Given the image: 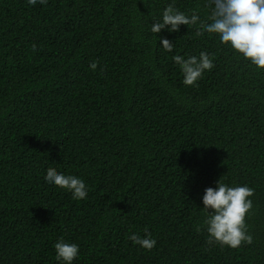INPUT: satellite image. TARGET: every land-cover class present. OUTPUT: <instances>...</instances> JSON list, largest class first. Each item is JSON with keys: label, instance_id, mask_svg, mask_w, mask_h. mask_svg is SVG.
<instances>
[{"label": "trees", "instance_id": "trees-1", "mask_svg": "<svg viewBox=\"0 0 264 264\" xmlns=\"http://www.w3.org/2000/svg\"><path fill=\"white\" fill-rule=\"evenodd\" d=\"M169 2L0 0V264H57L60 237L73 264H264V70L195 26L158 33L165 52L149 29ZM202 2L175 7L203 18ZM201 51L214 67L186 86L172 56ZM49 167L87 198L46 185ZM219 178L254 189L234 249L203 225ZM145 229L151 250L127 239Z\"/></svg>", "mask_w": 264, "mask_h": 264}, {"label": "clouds", "instance_id": "clouds-1", "mask_svg": "<svg viewBox=\"0 0 264 264\" xmlns=\"http://www.w3.org/2000/svg\"><path fill=\"white\" fill-rule=\"evenodd\" d=\"M48 0H26L27 5L37 3L46 5ZM203 18L198 9L190 14L175 7V0L162 8L159 18H153L149 31L156 34L162 31L169 33L179 31L180 25L195 26V34H208L218 38L219 43L231 49L238 57L247 61L257 69L264 70V0H203ZM159 47L165 52H172L173 42L158 37ZM33 44V50L36 49ZM172 61L182 74V83L195 86L203 74L214 67L211 54L206 51L198 55H173ZM89 68L97 69V61H92ZM44 175V183L49 187H57L70 193L73 200L87 198L88 186L83 178L74 174H66L49 167ZM254 189L247 185L231 186L220 178L215 186L204 188L201 196L202 210L205 213L203 225L210 243L221 247L237 248L244 243H251L252 237L247 233L245 216L252 208ZM134 245L144 250H151L156 240L151 233L144 230L141 236L132 232L127 236ZM57 264H73L78 259L79 245L66 242L63 237L53 244Z\"/></svg>", "mask_w": 264, "mask_h": 264}]
</instances>
